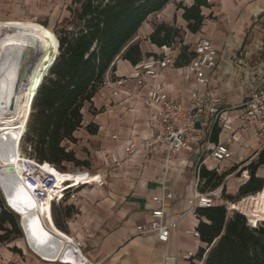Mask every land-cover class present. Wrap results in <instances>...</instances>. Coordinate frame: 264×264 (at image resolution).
I'll return each instance as SVG.
<instances>
[{"label":"crops","instance_id":"0c3cea01","mask_svg":"<svg viewBox=\"0 0 264 264\" xmlns=\"http://www.w3.org/2000/svg\"><path fill=\"white\" fill-rule=\"evenodd\" d=\"M207 3L208 8H201L204 21L196 34L187 30L183 11L177 8L179 4L191 7L193 0H171L162 11L147 18L133 40L139 44L141 60L164 55L174 58V64L160 73L157 83L163 93L185 109L191 105L192 93H202L205 88L198 86L193 77L183 74L181 68L184 66H176L181 46L193 52L196 43L205 38L219 51L215 69L207 71L206 75L210 77L220 101L229 105L243 102L251 86L254 68L264 58V0H207ZM10 13L16 14L15 8ZM3 22L10 23L12 20ZM159 24L178 29L182 35L180 42L171 48L152 45L148 38L155 25ZM114 66V70L106 73L103 86L92 99L94 115L83 116L85 125L92 123L97 127L95 135L86 134L84 138L96 148L93 153L99 167L79 169L92 175L107 172L108 176L103 187H81L75 200L65 202L79 200L75 205L87 212L85 222L76 221L73 224L88 231L85 243L77 245L75 238L66 235L74 241V250H78V255L83 257V264H198L196 260L194 263L184 262L182 255L188 251L196 254L203 246L199 240L183 233L177 235L170 232L168 241L161 243L154 234L137 235L136 230L148 227L150 213L156 208L151 197L163 190L173 196L165 207L166 220L187 209V199L192 194V168L199 159L198 150L206 143L208 147L218 144L224 135L215 127L208 137L206 129L197 124L190 148L179 157L186 167L176 166L169 170L166 177L163 176V159L157 153L145 155L139 151L128 156L125 153L127 147L143 150L153 139L158 129L150 121V116L157 108L149 102L147 91L132 82L128 81L120 87L115 85L116 80L128 78L133 64L117 59ZM232 121L238 127L237 121ZM81 134L75 132L74 138L81 139ZM255 146L259 152L254 132L240 128L231 147L233 160L243 157L249 147ZM112 154L120 165L112 164ZM212 164L207 160L204 167L214 170L215 165ZM86 193L94 195L95 199L85 197L80 200L79 196ZM54 225L60 230L59 224L57 226L54 222ZM197 225L198 220L187 217L182 228H196Z\"/></svg>","mask_w":264,"mask_h":264},{"label":"trees","instance_id":"16d2710c","mask_svg":"<svg viewBox=\"0 0 264 264\" xmlns=\"http://www.w3.org/2000/svg\"><path fill=\"white\" fill-rule=\"evenodd\" d=\"M171 0H72L77 8L72 11L71 29L56 35L58 54L44 68V77L32 103L26 132L21 142L33 145L34 160L57 166L63 162L79 163L63 143L74 144V133L83 126V109L92 108V99L104 84L108 71L114 70L121 59L135 65L142 56L134 42L138 30L151 15L162 11ZM207 0H193L191 7L178 5L187 30L196 34L204 17L201 8H208ZM179 30L164 24L154 27L149 41L158 48H171L179 37ZM194 53L182 46L176 66H186ZM51 64V65H50ZM90 135L97 127L86 126ZM264 167V154L249 165V179L238 189L239 197L259 193L264 178H257V168ZM201 167L199 191L217 188L228 174ZM200 247L194 260L200 264H264V222L255 228L241 213L227 217L223 206L196 211ZM55 224L58 226L54 218ZM23 234L18 217L4 204L0 192V245L21 239Z\"/></svg>","mask_w":264,"mask_h":264},{"label":"built area","instance_id":"2783aa9c","mask_svg":"<svg viewBox=\"0 0 264 264\" xmlns=\"http://www.w3.org/2000/svg\"><path fill=\"white\" fill-rule=\"evenodd\" d=\"M193 53V58L181 70L184 75L193 77L195 83L204 87L205 90L202 93L197 91L192 93L191 105L188 109L183 108L178 101L163 93L157 83L160 73L174 64V58L171 55L142 59L132 66L128 78L118 79L114 82L117 87H120L130 81L136 87L146 90L149 102L157 108L156 112L150 116V121L158 129L153 139L143 150L129 146L125 149V153L128 156L139 151L145 155L157 153L163 159L164 177L167 176L169 170L176 166L186 167L179 157L183 151L190 148L191 137L197 132L195 130L197 124L206 129L208 137L215 127H218L224 135L223 140L218 144L208 147L206 143L199 148L198 162L192 168V194L187 199L186 210L172 219L166 220L165 207L173 199L171 192L163 190L162 193L151 197L156 208L150 213L148 227H138L136 233L137 235L154 234L161 243L168 241L170 232L177 235L183 233L193 240H199L197 227L182 228L184 220L187 217L198 220L196 215L198 209L222 205L217 203L220 199L218 190L206 193L199 191L200 169L209 160L215 164L214 170L219 172L218 167L221 164L233 161L231 147L240 128L250 129L254 132L259 152L264 154V58L254 68L251 86L243 102L229 105L220 101L212 88L210 77L206 75L207 71L215 69L219 51L208 39L202 38L196 43ZM232 119L237 121L238 127L233 125ZM110 159L114 166L121 164L114 154L110 156ZM16 163V166H9L15 169L19 182L29 190L32 198L41 205L47 199L51 201V206L75 200L79 188L85 186L101 188L108 176L107 172L99 175H92L83 170L71 172L72 175L90 177L88 182L86 180L77 182L68 179L67 172L61 171L52 164L38 162L27 155H21ZM0 192L5 207L11 210L1 186ZM248 221L251 220L248 219ZM255 224L257 225V222ZM194 258L195 253L190 251L182 255V260L187 263H194Z\"/></svg>","mask_w":264,"mask_h":264},{"label":"bare ground","instance_id":"6f19581e","mask_svg":"<svg viewBox=\"0 0 264 264\" xmlns=\"http://www.w3.org/2000/svg\"><path fill=\"white\" fill-rule=\"evenodd\" d=\"M25 46L38 50L28 84L17 94L13 93L18 70V58ZM58 40L47 29L31 24H18L0 30V165L16 166L21 157L20 141L26 132L42 72L48 62L58 54ZM15 107L9 110L10 99ZM67 178L79 182L90 177L72 175ZM2 189L12 211L21 218L27 245L46 264H83L84 259L74 250L72 238L58 230L51 215V201L37 203L29 190L13 176L3 177ZM258 206L251 212V222H264V185L258 194ZM235 206H233V209ZM45 246V247H43ZM46 248V250L44 249Z\"/></svg>","mask_w":264,"mask_h":264},{"label":"rangeland","instance_id":"374dc122","mask_svg":"<svg viewBox=\"0 0 264 264\" xmlns=\"http://www.w3.org/2000/svg\"><path fill=\"white\" fill-rule=\"evenodd\" d=\"M71 1L72 0H0V30L18 24H31L42 29L50 30L56 36L58 32H60V30L64 28L71 29L72 27V25L70 24L72 11L77 7L71 5ZM12 8H15L16 14L10 13V11H12ZM9 19H11L12 22H3ZM181 39L182 35L179 33V37L175 39L174 44L176 45L177 43H179ZM44 74L45 72L43 71L41 79L43 78ZM94 113L95 111L92 110V108L89 109V106H85L83 109V116L87 114L94 115ZM86 126L87 125L83 123L82 128L79 130V132L83 134V137H81V139L78 140L75 138L76 142L74 144L68 142L63 143V146L67 149V151H72L74 153L75 159L79 163L63 162L61 165L57 166L61 171L74 172L79 169L91 170L97 169L99 167V164L95 159V155L93 153L96 148L91 146L89 142L85 141L86 139L84 138L87 135H90L86 131ZM20 151L22 155H27L34 159L36 158L33 145L30 142L22 141L20 143ZM255 152H258V147H249L248 151L243 157L221 164L218 167L220 170L218 174L228 175L221 181L220 186H218L217 188L213 189L208 187L205 189V192H212L216 190L219 191L220 199L217 203L222 204L218 206H223L226 209L227 217H230L233 213H241L245 216L246 220H251V212L254 211L258 206H260L258 201L259 193L246 197L238 196V189L249 179V165L251 163L255 164L257 162V156L254 160H252ZM193 159L195 160L196 156H194ZM214 165L215 164H212L211 166ZM255 175L257 178L263 179L264 167L257 168ZM85 197L95 199V196L90 193L79 196L80 200L85 199ZM77 202H79V200L75 203L64 202L58 205H52L51 215L52 218H55V220L59 224L60 231L72 236V238H75L77 245H82V243H85V240L89 233L87 230L75 227V225L73 224H75L76 221L85 222L87 212L81 211L80 207H77V205H75ZM233 206H235L234 209ZM8 210L15 214L17 217L19 216L9 208ZM18 220L20 226L19 217ZM259 224H261V222H257L258 226H260ZM196 262L200 264L198 261ZM0 264L46 263L39 259V257L31 251V249L27 245L26 238L23 235L21 239L15 240L6 245H0Z\"/></svg>","mask_w":264,"mask_h":264},{"label":"water","instance_id":"95a60500","mask_svg":"<svg viewBox=\"0 0 264 264\" xmlns=\"http://www.w3.org/2000/svg\"><path fill=\"white\" fill-rule=\"evenodd\" d=\"M38 52H39L38 50H35L30 46H25V48L21 51L19 58H18L19 67L17 70V75H16L14 89H13L14 94L19 93L21 91V89H23L28 84L29 77H30L31 71L33 69L34 61L36 59ZM49 67L47 68V70L49 69ZM47 70H46V72H47ZM46 72H45V74H46ZM40 83H39V85H40ZM15 102H16L15 98L12 97L10 99V102H9V107H8L9 110L14 109ZM9 175L10 176L14 175V168L11 166H7V167L1 166V168H0V186H1V189H2L1 182H2L3 177L9 176ZM2 191H3V189H2ZM4 196H5V194H4ZM21 222H22V220L20 218V227H21L23 235L25 237V232L23 230ZM247 222H248V226H250L252 228L256 227V224L252 223L251 221H247ZM43 247H45V246H43ZM44 249L46 250V248H44Z\"/></svg>","mask_w":264,"mask_h":264}]
</instances>
